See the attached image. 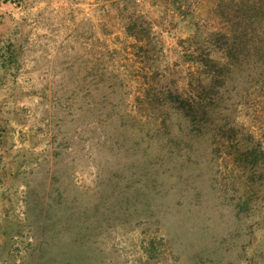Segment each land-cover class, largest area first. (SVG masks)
Listing matches in <instances>:
<instances>
[{
    "label": "rangeland",
    "instance_id": "rangeland-1",
    "mask_svg": "<svg viewBox=\"0 0 264 264\" xmlns=\"http://www.w3.org/2000/svg\"><path fill=\"white\" fill-rule=\"evenodd\" d=\"M227 1L0 0V264H264V10L201 133L138 101L154 86L187 106L179 40L229 32L250 2Z\"/></svg>",
    "mask_w": 264,
    "mask_h": 264
},
{
    "label": "trees",
    "instance_id": "trees-1",
    "mask_svg": "<svg viewBox=\"0 0 264 264\" xmlns=\"http://www.w3.org/2000/svg\"><path fill=\"white\" fill-rule=\"evenodd\" d=\"M172 1L174 9L182 11L183 8L178 3V0ZM226 1L219 0L218 8L220 7L222 13L227 15ZM230 1L234 2V0ZM247 2H250L249 5L243 2L241 5L233 3V5L239 6V11L243 14L239 16L242 20L240 22L238 20L234 22L235 20L227 16L226 25L230 30L229 32L219 31L205 36L203 40L198 39L195 34L179 40L182 48L176 49L179 59L178 62L176 60V63L177 65L181 63L186 66L187 85L192 94L189 99L182 100L187 103L186 107H167L166 98L162 97L157 87L154 86L146 88L144 95L138 97L139 104L145 101L149 103L150 109L157 113V116L162 119L164 124L173 115L179 114L178 110L189 118L190 123H196L194 131L197 130L201 133L203 125V127H206L209 123H213L215 114L220 110L229 76H231L236 64L240 62L241 54L245 52V44L239 42L246 37L244 26L254 22V11L252 10H256L257 13L260 10H264V0H247ZM242 7L244 8L242 9ZM126 34L137 40L134 46L143 50L144 56L148 57L149 49L146 50L142 42L152 38L151 24L144 18L130 17L126 25ZM13 51L12 44H5L0 47V69H3L4 73L15 63L16 57ZM180 71L182 72V69H178V72ZM2 75L0 73V82H2ZM208 105L211 106L209 107ZM210 120L211 122H209ZM213 129H215V133L219 135L223 143L234 141L236 135L234 128L217 126ZM233 147L239 151L238 156L235 157L237 161L242 165L244 164L245 168L246 166L249 167L250 164L247 162L253 156V150H239L240 147L237 144Z\"/></svg>",
    "mask_w": 264,
    "mask_h": 264
}]
</instances>
